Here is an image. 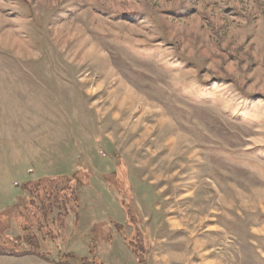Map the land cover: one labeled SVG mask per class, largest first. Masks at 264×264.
<instances>
[{
  "label": "rangeland",
  "instance_id": "374dc122",
  "mask_svg": "<svg viewBox=\"0 0 264 264\" xmlns=\"http://www.w3.org/2000/svg\"><path fill=\"white\" fill-rule=\"evenodd\" d=\"M0 250L264 264V0H0Z\"/></svg>",
  "mask_w": 264,
  "mask_h": 264
},
{
  "label": "trees",
  "instance_id": "16d2710c",
  "mask_svg": "<svg viewBox=\"0 0 264 264\" xmlns=\"http://www.w3.org/2000/svg\"><path fill=\"white\" fill-rule=\"evenodd\" d=\"M53 179V178H52ZM49 179V180H52ZM43 178H37L35 180H30V181H26L21 185V189L26 191L28 194H32L35 197H39L38 193L40 192L39 189H41L42 187L40 186L43 183ZM35 193V194H34ZM26 233V232H25ZM27 234V233H26ZM29 235L27 234L26 237H28ZM30 238V237H29ZM33 243V242H32ZM24 250L26 251L25 253L28 252H34L35 254L38 253L39 255L43 256L40 252H39V248H38V243L34 242V244H30V248H24ZM38 250V252H37ZM1 251V250H0ZM17 253V252H15ZM92 260H89V258H81L80 259V264H97V262L95 261L96 258L92 257ZM138 262L142 263V260L138 259ZM98 264H104L102 262H99Z\"/></svg>",
  "mask_w": 264,
  "mask_h": 264
},
{
  "label": "crops",
  "instance_id": "0c3cea01",
  "mask_svg": "<svg viewBox=\"0 0 264 264\" xmlns=\"http://www.w3.org/2000/svg\"><path fill=\"white\" fill-rule=\"evenodd\" d=\"M38 178H39V177H38ZM36 179H37V178H36ZM29 181H30V180H29ZM9 197H10V195H9ZM12 198H13V197H11V198H10V200L8 201V203H10V202H11Z\"/></svg>",
  "mask_w": 264,
  "mask_h": 264
}]
</instances>
